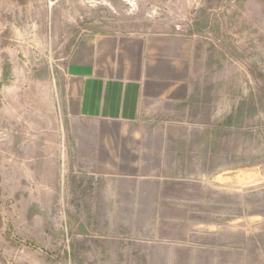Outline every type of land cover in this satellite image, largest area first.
I'll return each instance as SVG.
<instances>
[{
    "label": "rangeland",
    "instance_id": "374dc122",
    "mask_svg": "<svg viewBox=\"0 0 264 264\" xmlns=\"http://www.w3.org/2000/svg\"><path fill=\"white\" fill-rule=\"evenodd\" d=\"M89 37L177 100L76 117ZM0 264H264V0H0Z\"/></svg>",
    "mask_w": 264,
    "mask_h": 264
},
{
    "label": "crops",
    "instance_id": "0c3cea01",
    "mask_svg": "<svg viewBox=\"0 0 264 264\" xmlns=\"http://www.w3.org/2000/svg\"><path fill=\"white\" fill-rule=\"evenodd\" d=\"M141 49L136 38L89 37L79 44L71 57L69 87L76 117L98 123L134 122L143 101L177 100L174 94L180 85H167L163 92L161 81L146 76Z\"/></svg>",
    "mask_w": 264,
    "mask_h": 264
}]
</instances>
